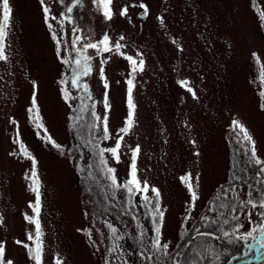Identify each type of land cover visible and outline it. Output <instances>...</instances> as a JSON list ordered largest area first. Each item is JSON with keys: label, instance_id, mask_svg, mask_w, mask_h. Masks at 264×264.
<instances>
[{"label": "rangeland", "instance_id": "rangeland-1", "mask_svg": "<svg viewBox=\"0 0 264 264\" xmlns=\"http://www.w3.org/2000/svg\"><path fill=\"white\" fill-rule=\"evenodd\" d=\"M81 2L83 8L73 13L78 36L92 43L101 40L105 33L113 42L124 36L134 46L130 51L125 50L126 54L134 57L137 51L144 54V71L138 72L134 80L136 108L134 124L128 133H119L125 126L128 112L126 80L131 72L130 64L123 57L111 53L99 55L94 49L88 50L93 71L88 77H82V82L89 84L93 99H85V103H95L97 112L102 113L105 89L98 69L103 59L112 107L108 112L110 139L102 140L100 146L114 147L118 136H123L120 163L106 154L109 166L117 169L120 184L130 178L131 150L140 146L137 178L142 185L148 182L150 197L154 196L151 188L161 193L165 242L182 244L184 241L178 239V231L190 197L181 177L192 174L194 187L201 196L196 211L203 214L219 185H226L231 175L234 148L237 147L229 137L233 119L247 128L256 142L258 156L264 159V109L260 107L258 95L264 89L260 79L264 72L261 67L264 65V28L260 27L259 20L264 14V0H113L112 21L105 20L102 8L93 0ZM71 3L72 0L63 3L45 0L51 10L50 16L56 17L49 23L62 41L61 57H58L56 41L43 19L39 0H10L13 13L6 29L7 59L0 61V243L4 244L5 255L13 264H35L24 247L25 244L33 246V241L27 238L29 233L35 239V224L25 220L26 214L40 220L42 264H57V259L61 264H104V249L111 242L107 239L101 242L95 228L107 235L105 220L122 232L127 230L135 234V222L130 216L122 215L127 207L126 191L118 192L115 200L104 198L96 181H100V185L106 181L95 167L99 158L92 156L90 147L78 148L73 160L41 141L39 136L45 134L44 129L37 130L29 119L28 108L32 107L35 91L39 109L37 122L43 123L47 134L67 150L83 144V140L73 138L74 129L69 120L71 110L62 98L59 84L65 76H71L70 68L62 64L61 58L71 60L75 56L71 46L72 24H65L63 31L60 29V13ZM141 3L148 5L144 18L140 17L144 10L139 7ZM132 4L136 7H131ZM125 5H129L128 16H119V10ZM157 17L164 18V25ZM253 52L258 53L260 63ZM181 79L191 82L195 99L177 83ZM68 87L77 94L70 83ZM33 115H36L35 110ZM90 119V113L86 112L84 122ZM86 133L84 128L82 136ZM14 140L22 141L38 162L35 178L41 195L38 217L29 207V202L35 203L31 187L36 185L32 184V179H25V173L30 176L31 161L21 154ZM80 152L84 154L83 160ZM89 163L93 164L91 171L95 178L86 183ZM77 165L85 167V173L82 174ZM196 177H199L198 184ZM251 183L254 198H258L260 193L255 190V179ZM89 184L91 192L86 190ZM246 193L247 185L244 186V199H247ZM141 196L134 197L137 205ZM104 208L108 210L101 215ZM93 209L97 210L94 225L91 216H85ZM257 210H252V219L260 223L255 215ZM140 212L142 214L143 209ZM118 215L129 222L127 228L116 219ZM241 220L245 224L243 230L253 227L246 214L241 215ZM195 226L200 227V224ZM89 228H93L92 240L96 244L84 231H78ZM17 240L21 243L17 244ZM216 242L219 249H226L222 239ZM131 243L129 240L125 244L128 250H131L128 247ZM235 245L242 249L241 253L232 255H236V259L231 257L225 264H264V250L257 251L259 245L247 255L243 242ZM217 264L221 263L217 261Z\"/></svg>", "mask_w": 264, "mask_h": 264}, {"label": "snow or ice", "instance_id": "snow-or-ice-1", "mask_svg": "<svg viewBox=\"0 0 264 264\" xmlns=\"http://www.w3.org/2000/svg\"><path fill=\"white\" fill-rule=\"evenodd\" d=\"M64 0H61L63 3ZM40 5L43 8V19L51 32L52 39L56 41V55L61 57V45L62 41L58 38V34L53 30V26L49 23V20H55V16H50V8L45 5V0H39ZM94 4H98L102 8V13L107 21L113 20V0H93ZM131 7H136L132 4ZM140 8L144 9L142 15L148 14V5L141 3ZM66 10L60 13V29L64 30L65 24H72L73 39L71 46L75 52L74 59L61 58V62L67 65L71 70V76H65V78L59 81L61 85L60 92L63 100L68 104L71 115L69 120L74 129V139L83 140L82 145L73 146L71 150L65 149L61 144L57 143L51 135L47 134V129L44 128L43 123H38L39 109L36 103V93H32L31 104L32 107L28 108L29 119L34 124L37 130L44 129V135L39 136L40 140L45 144H50L52 148L61 152V154H67L73 160L77 155V149L84 146H89L93 157H98V163L95 165L101 173H103L106 183L100 185V181H96L97 185L101 187V191L104 193L106 200H115L118 192L126 191V203L127 207L124 209L122 215L130 216L131 220L135 222V234L128 232L127 230L121 231L111 221H103L107 227L108 234L101 232L99 228H95V231L99 233L100 241L105 239L109 240L110 246L104 249V264H200V261L204 257L211 253L214 256L212 264H217L220 260V255L214 251V245L207 242L205 239L212 237L216 240L224 238L228 245H235L238 242H243L245 247V255L249 251L253 250L256 245H259L260 250H264V159H261L257 154L256 142L249 134L247 128L238 120L233 119L231 121V130L229 137L234 148L233 161L231 165V175L228 177L225 184H220L215 192L214 197L208 201V207L206 211L201 214L196 211L197 201L201 199L198 195L196 187L193 184V177L191 173H188L181 177L182 182L186 186L189 199L187 200L184 215L182 216V222L178 231V239L184 241V243H176L173 245L171 240L165 242L162 229L165 226V212L161 209L160 196L161 193L156 188H151V192L154 196L150 197L149 185L145 181L143 185L137 178V157L140 153V146L137 145L131 150V163H130V178L125 180L123 184L117 181V169L109 166L110 160L106 157V154H110L111 158L118 164L121 160V141L123 136L120 135L115 140L114 147H101L102 140L110 139L109 133V115L108 112L112 105L108 100L109 83L104 73L105 60L101 59L100 67L98 69L101 80H103V87L105 89L103 93V110L102 113L97 112L96 104H86L85 99L92 100V92L87 82H82V77H88L92 71L93 66L91 64L92 57L88 54L89 49L96 50V53L102 55L103 53H111L123 57L131 67L129 78L126 80L127 84V117L124 121L123 127L119 129V133H128L134 124V112L136 105L133 101V89L134 80L138 72H143L145 67L144 54L137 51L135 57L131 54H126L125 50L130 51L134 47L130 42L125 40L124 36H120L118 40L113 42L110 36L105 33L101 40L92 43L88 40H83L82 37L77 35L79 29L76 27L73 21V13L77 8H83L81 0H72L70 6H65ZM129 5H125L119 10L118 15L127 17ZM13 8L10 4V0H0V61L7 59L5 55V38L6 29L10 26L12 20ZM161 25H164L165 21L163 17H157ZM260 27L264 28V14L260 15ZM66 43V42H65ZM176 43L175 40L172 41ZM79 45V47H77ZM183 51V48H179ZM71 55V53H70ZM253 57L256 58L257 63H260V57L258 53L253 52ZM264 67V65H261ZM260 79L264 82V72L261 73ZM73 89L77 90V94L74 95L69 90V85ZM180 87L184 88L188 93L192 94V97L196 98V93L191 86V82L186 79H181L177 82ZM35 81H33V87L35 88ZM261 103L260 107L264 109V89L258 93ZM35 110L36 115H33ZM90 113L91 120L84 122V114ZM16 124V121H12ZM87 129V137L82 136V130ZM39 135V133H37ZM19 131H17V137ZM13 143L19 144V149L22 155L31 161L30 176L25 173V179H32V184L36 185L35 178L37 177V160L29 153L22 141L14 140ZM192 144L195 145L196 141L193 140ZM16 153H13L15 155ZM199 156V152L196 153ZM80 159H84L83 152L79 153ZM243 157V159H241ZM80 172L83 174L86 171L85 167L79 166ZM93 164H87V176L85 182L93 180L94 173L91 171ZM196 183L199 182V177H196ZM255 179V190L260 193L258 198H254L253 188L254 185L250 182ZM247 185V199L243 198L244 186ZM31 190L35 193V203L29 202V207L36 213L37 217L41 211V195L39 186L31 187ZM91 192L93 189L91 184L86 189ZM137 194H142L140 202L137 205L134 202V197ZM93 203H99L93 201ZM140 209H143L141 214ZM254 209H258L255 215L259 218L260 223H255L252 219ZM107 208H104L100 213L107 212ZM239 212L241 215L246 214V218L249 224H253L250 230H243L245 224L241 220V215H237ZM85 216H91V222L95 224L97 210L93 209L91 213L86 212ZM25 220L29 223L35 224V239L31 233L28 234V240L33 241V246L25 244L24 247L28 251L30 259L35 261V264H42L43 247L40 240V220L33 219L30 215H25ZM121 223L125 224L126 228L129 224L128 221L122 219V216L116 217ZM2 223V218H0ZM200 224V227H196V224ZM146 224L148 226H146ZM225 226H228L226 229ZM203 229V230H202ZM78 231H84L88 239L96 244V241L92 240L93 228L87 230L78 229ZM219 233L216 235L215 233ZM258 233V234H257ZM251 239L252 243H249ZM131 240L132 243L128 247H125L127 241ZM17 244L21 241L17 240ZM175 249L173 251L172 249ZM99 251V249H97ZM187 250V251H185ZM235 260L236 256H232ZM0 264H13L11 259H8L5 255V246L0 243ZM57 264H61L57 259Z\"/></svg>", "mask_w": 264, "mask_h": 264}, {"label": "trees", "instance_id": "trees-1", "mask_svg": "<svg viewBox=\"0 0 264 264\" xmlns=\"http://www.w3.org/2000/svg\"><path fill=\"white\" fill-rule=\"evenodd\" d=\"M91 120V119H90ZM85 137H87V133L85 134ZM101 145V144H100ZM253 181V180H252ZM250 181V182H252ZM97 187V186H96ZM226 229L228 228V226H225ZM203 230V229H202ZM216 235H219V233H215ZM200 239H205L207 242L209 243H213L211 242V240H215V243L214 244V251L217 253V254H221L222 258L221 260H219V262L221 264H225L229 261V259L232 257V255L234 254H238L239 252L241 253L242 249H240V247L238 245H228L226 240L224 238H221L223 241H224V245L226 246V249H219V246L217 245V242H216V239L212 238V237H207V238H197V240L199 241ZM220 239V240H221ZM240 245V243H239ZM187 251V250H185ZM236 256V255H235ZM214 259V256L211 254V253H208L203 260L200 261V264H210V262ZM256 262L254 263H250V264H255Z\"/></svg>", "mask_w": 264, "mask_h": 264}, {"label": "water", "instance_id": "water-1", "mask_svg": "<svg viewBox=\"0 0 264 264\" xmlns=\"http://www.w3.org/2000/svg\"><path fill=\"white\" fill-rule=\"evenodd\" d=\"M143 12H144V10H142V11L140 12V17H141V18H144V17H145V15H142Z\"/></svg>", "mask_w": 264, "mask_h": 264}]
</instances>
